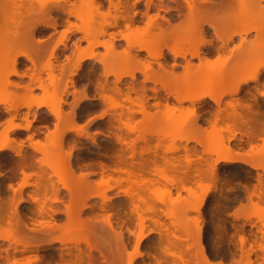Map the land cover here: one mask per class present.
I'll return each instance as SVG.
<instances>
[{"label":"rangeland","instance_id":"rangeland-1","mask_svg":"<svg viewBox=\"0 0 264 264\" xmlns=\"http://www.w3.org/2000/svg\"><path fill=\"white\" fill-rule=\"evenodd\" d=\"M79 1L80 0H67L65 3L59 2L60 9L51 12L49 19L47 18V21L52 22L54 20V27L42 26L36 29L33 37L35 40H41V46L43 48L36 56L34 66L35 68L30 62L22 57H18L16 59L15 69L17 73H25L26 75H10L8 81L17 84L18 87L15 88L10 86L7 88V90H2L3 92L1 91L3 94L0 92V99L3 100V97L4 100L7 99L5 100V103L0 104V132L4 130L5 127H7L8 120L12 115H14L13 111L5 110L4 105L6 103L11 104V101L22 103L26 100L35 102L37 100L44 101L46 99L48 100V98L51 99L52 96L54 97L53 90L55 89L54 87H57L56 85L65 82L66 79H68L67 82L72 79L75 86L74 89L78 92H84V94L89 98L88 100H81L77 106L72 109L75 114L76 123L78 125L84 126V131H86L87 135L93 138L92 141L89 136L82 137L71 132L66 133L65 140L69 142V146L72 145L74 147L71 151L70 161L72 166H75L73 167L76 171L75 173H89V176H87L88 181L94 182L100 178L101 171L99 167L100 164H102L105 168L103 173L104 179H106L107 176H110L113 179L123 177L121 173L114 171V167L116 165L115 157L120 147V145L115 141L114 134H119L124 138L126 137V143H128L130 140L134 139L137 133L127 132V130L123 128L122 123L117 122L116 119L113 120L114 117L118 118L119 114H121L120 118L122 122L128 119L130 120L129 122L138 128L139 131L146 130L152 133V135L146 134V144L141 141L136 143V152H139L141 147H150L152 150H154L153 147L156 144H159V148L155 150L156 159L158 161L157 169L160 173L159 176L179 179L180 181H183V184L186 187L191 188L192 191V193H188L178 185H176V188H172L167 184L165 178H160L155 174H146V178L150 180L152 179L153 183L152 185L140 186L135 189L136 196H139L138 198H140L139 200L137 198V201H135V205L137 206L136 212L141 216L149 217L153 220L157 219L160 224L155 226L153 222H150V220H144L142 222L141 225L144 226L142 232L146 234V236L141 240L139 244V250L142 251L143 255L142 257L135 258L133 260V264H154L153 257L158 258L159 256L160 259L164 261V264H166L164 259L165 255L163 252H160V249L162 248L161 246L163 245L162 241L164 240L165 231H173L177 237H180L181 240L176 241L177 251H180L181 256L186 261L188 260L189 264L194 263L195 256L193 253H195L194 251H196V249L201 246L206 258L211 264H264V252L262 249V247H264V169L262 170V166L253 169L247 164L241 162H218L215 164V177H217L215 179L217 180L210 177L208 179V176L204 177L203 175H206L207 164H210L209 162L212 163L216 156L214 154L205 153L203 151L204 144L202 143L204 140H206L208 143L211 142L214 140L215 135L220 133L218 136L219 138H222V144L224 146H228L234 150V152L237 151L241 155V159L247 160V162L250 161L252 163L264 164V95H260L262 93L264 94V70H262L258 81L251 82L248 85H243L236 95H227L221 98L218 105L219 108L207 98L195 103V125L198 127V131L202 132V136L198 135L200 136L198 138H200V140L202 139L201 143L203 146L202 144H197L193 141L185 143L183 140L180 141L176 137L174 140H172V134L176 136L180 133H183V131L187 132L186 126L181 124L180 119L182 117L184 120L187 116L186 111L191 109L190 103L188 101H183L181 104L177 103L172 94H168L169 90H164L159 83H154L148 80L143 81V75L139 72L135 73V78L133 80L122 77L120 82L115 84V77L113 75H105L102 65L98 62V60L102 59L103 55L106 54V49L103 46H96L93 48V53L95 56L97 55L98 58L96 57V59L84 60L82 62L81 68L71 78L68 72H66L69 71L70 65L73 64L74 60L76 59L78 51L85 49L88 45L87 42L91 41L92 37L98 42H107L108 40L111 41L112 37H114V40H112L114 52L126 50L127 44L123 39L120 38L119 32L128 34L131 38H134L136 37V30H144L146 28V24L148 22L147 17L136 20V15L132 16L134 11L141 10L142 7L140 4L143 0L138 5L131 4V0H125L124 2H130L126 3L127 9L125 12L121 8L118 11L110 9V17H107L106 20L112 22V16H117L116 24L115 26L107 27L105 29L104 35L98 34L99 28H101L99 24H103V21L105 20L102 15H97L96 17L94 16L95 18L93 19V22H90L92 25L89 26V23L88 27L86 28L85 25L83 26V23L80 19L69 16L67 13L61 10V7L67 8L69 4H77L79 11H81L84 16L83 19H86L89 15V13H87L88 7L84 4L81 5ZM98 1L101 3L100 12L102 14H106L108 11V3L105 0ZM122 1L123 0H121V2ZM153 1L155 2V0ZM205 1H208L207 5H210L217 0ZM17 3L20 5L22 2ZM31 4L33 6H37L35 0H32ZM131 6L133 10H131ZM16 8L19 13L22 11L20 7L16 6ZM150 12L154 11H149V14ZM126 14L128 17L124 19L122 16H126ZM16 15L17 14H15L14 10V15L11 14L8 18H10L12 21L17 20V18H20L19 20L22 19ZM37 21H41V19L37 18ZM157 22L161 23V20L157 19ZM74 26L80 27L81 30L75 32ZM160 27L165 29V25H163V23ZM85 29H89L93 36L91 35L92 37L85 39ZM64 31H67L65 47L59 46L55 50L56 59L51 58L49 60L52 68L59 67L58 65H60V67L64 69L58 68L59 71L62 70V73L60 72L63 74L61 75V79L58 70L52 69L51 74L53 77L55 76L60 79V82H57L58 84L53 86L52 84L54 83H52L51 79H49L50 72H48L46 69L41 70V67L43 68V65L47 64L48 54L52 46L57 42L61 36V33ZM156 32V29H150L149 34H154ZM253 35L254 33H250L247 39H252ZM144 39H147V37L145 36ZM238 41L239 39L236 37L228 44L226 50H224L225 56L228 58L229 56L231 57L230 50H232L233 46L236 45ZM74 43H78L77 50L74 47ZM214 44L215 43H213V45ZM211 49L212 47L210 46L201 48L203 52ZM19 50V48H16L13 50V52L15 53ZM261 53L255 54L256 58H258L256 59V63H263L264 52ZM131 54L136 55L137 59L142 62H150V70L157 75L161 72V69L158 67L157 63L164 65L163 67L165 70L173 74H171V77L175 78L179 75L181 76L183 73V66L185 63L181 58L176 59V63H179L181 65L180 67H168V62L173 63V61L170 59L171 56L168 54L166 49H163L162 57L157 60H152L145 52H136V50H132ZM7 57H4V59L6 60ZM187 58L189 59L188 56ZM214 58H212L211 61H213ZM104 60L108 62L110 67L116 66L119 63V59L115 57H111L110 59L104 57ZM189 60L191 64L198 63V59L196 58ZM3 63L0 65V67L2 69L3 67L4 69H7L5 68L6 63ZM229 66L230 65H228V67ZM228 67L226 68L227 70H229ZM151 71L149 72L150 74L152 73ZM3 73L0 69V75ZM31 73H33L34 76L39 79L36 81L40 82L30 83L33 89L29 94H27L21 89V86L29 84L30 81L28 76ZM222 74L223 73H220V78ZM220 78H215V81ZM0 79L2 78L0 77ZM40 84L43 89L42 87H38ZM98 84L113 89L116 86L121 90L122 93H126L129 87H133L138 93L136 94L132 91L129 92L131 99L139 97V92L142 90L144 100L146 101V110L149 113H154L156 111L155 107H153V103L156 101H160L162 104H164V101L167 100L170 105L175 107V110H173L171 116L169 114L167 115L161 112H156L154 119L146 121L144 116L136 111L137 108L135 106H132L129 104V102L122 100L124 95H116L111 91L107 92V95H110L114 102L121 104L122 108L109 109L108 106L99 98L100 87H97ZM169 88L172 91L184 90L185 81L178 80ZM152 89H155V91ZM67 92L68 94L65 98L66 102L62 106V113L70 112L71 108L73 107L71 105H73L72 103L74 102V94L71 93L73 92V88L70 86L69 82L67 83ZM50 93L51 96L49 95ZM149 97L151 98L149 99ZM235 101H239L240 103L242 102V104L248 103L251 105L250 108L252 112L255 111L257 113V115H254V118H258V127L255 128L252 124V121H248L249 116L252 114L247 113L245 108H237L234 111L235 113L232 112V109L229 107L228 103H233ZM126 108L135 110V112H131L129 114ZM217 108L220 109L219 111L221 113L219 114L220 116L218 117V120L220 118L222 119H220V121L215 124V132L211 130L213 127H209L210 124H208V121L212 122V114L216 113ZM162 109V107L158 108V110ZM102 111L107 112L102 118H96L97 115L103 113ZM26 113L28 121H31L29 129L12 130L9 132V137L18 142L22 141L24 143L22 152L28 154L29 152H32L30 147L27 145L29 143L28 136H32V142H43L48 132L54 130L55 118L48 113L45 107L35 108L33 106L29 111L25 107H20L16 113L13 123L19 124L21 126L25 125L23 117L26 115ZM169 116L172 118L176 117L175 121L177 120L176 122L178 125H176L177 123L175 122V124L174 120ZM117 126L120 129L116 128ZM188 128L190 127L188 126ZM210 130L214 132V134H217L214 135ZM39 131H43L44 133H39ZM96 131H102L104 134L109 136L104 137L94 134L93 132ZM233 133L234 136L232 137L231 135ZM218 136L217 139H219ZM209 138H212L211 141L208 140ZM213 143L215 144V142ZM171 144L180 147L179 150L173 153H166L164 150ZM127 146L128 144L122 145V147L126 149H124V153L128 163H135L138 160L140 162H144L152 159L153 157L151 153H146L139 157L136 155L135 159L131 160V154L128 148H126ZM12 147L15 146L13 145ZM182 147H186L185 149L188 151L190 159H192V162L189 165L185 164L183 160L185 152ZM64 150H68L67 146L64 148ZM97 152H102L103 156L93 155ZM33 154V158L36 160L41 157L39 153L32 152V155ZM12 155L14 154L10 150L0 152V196L5 202H7L13 195L12 189L5 185L9 183L13 189H17L22 178L19 172H16V174L14 173L16 171L14 169V163L19 161V157H13ZM168 159L175 162V164H178L176 162H179V164L175 165L174 167H170L167 165ZM35 167H37L34 170L36 172L38 170V165ZM198 168L200 169L197 170ZM195 173L198 174V176H195ZM45 174L44 175L46 177L43 175L45 178L50 175V180L55 182V178L51 175L50 170L46 169ZM199 175L202 178H200ZM144 177L145 175L143 178ZM34 179L35 177L30 178L29 182H33ZM39 182L42 183L41 180ZM259 183L262 184L261 187ZM55 185L59 190L58 197L61 198V200L63 199V202L61 204L59 202L51 204V207H53L54 210L53 214L48 211L49 215L45 214V216L41 217L38 215V217H36L35 214L37 215V207L34 203H22L18 206V212L21 213V215L26 220L27 227H30V229H35L30 230L29 233L31 232L33 234H38L39 232L43 231L37 226V221L45 220L53 223L55 222L56 224L60 225L65 222L64 206L62 204H67L68 194L66 193L67 191L61 188L60 185L56 183ZM110 185H113L112 182H110ZM124 189H127V185L122 183L118 187H112L109 190H106L103 195L109 200L105 202L102 209L101 206L103 203L99 197L93 196L89 198L88 204L91 205L92 208H86L82 210L81 218L85 220L86 218L90 217L93 219V224L96 227L99 228V226H103L104 228V224L102 222L103 217L108 213L112 214L111 222L115 230L123 232V236L127 243V252L132 253L135 235L139 234L140 225L139 220H137V214H135L136 212L132 211L133 207H131L129 199L123 195L122 191ZM246 189L249 193V196L246 193ZM205 191H208L207 194H204ZM33 192L34 188L32 186L24 187L21 190V194L24 198L26 195H32ZM98 192L101 193L100 191H97V193ZM247 196L251 199H247ZM199 203H201L198 208L199 210H196V207H198ZM150 210L153 211V213ZM155 214H157V216ZM167 215L170 216L168 217ZM26 216L31 217H27V219H30L31 222L30 220L26 219ZM33 220H37L36 223ZM127 228L134 234H128L126 232ZM156 228H161V237L153 232L157 231ZM1 230L2 229H0V234H3ZM150 230L152 232L149 233L148 231ZM185 230L191 233V237L186 241H183V239L186 238L184 233ZM58 233H55L54 236H60L62 239L60 241L62 242L66 241L62 243L64 244V248L62 250V260L59 258L61 252L59 248L62 247V244L60 245L59 242L51 244L50 247L42 246L36 250L29 249L25 252H21L23 253L21 254L20 252H14L12 248L14 246L9 245L7 241L1 239L0 249L2 250H0V264L4 263L6 254L4 253L5 251L3 252V250L6 249L9 250L6 257L8 258L9 262L11 259L19 262L23 261L26 257H32V259L37 257L36 262H33L32 264L68 263L70 259H73L71 258L73 257V254L77 253L76 244H73V242L70 241L72 238H76L77 236L73 232H67L66 234ZM240 237L246 239V241L242 243L239 241L241 239ZM39 240H41V238H39ZM47 240L48 238H42L41 242H47ZM198 242L201 244V246L199 244L197 245ZM185 245H193L194 248L187 250L184 249ZM78 247L81 249V251H85V254L87 253L86 246L83 243H80ZM156 253L158 257H155ZM91 254L94 257H98V254L95 251H92ZM151 254L154 255L152 258L150 257L152 256ZM166 259L168 264H171L170 257H166ZM99 260L102 259L99 258ZM124 260L125 257L122 258V264ZM176 263L181 264L179 260H176Z\"/></svg>","mask_w":264,"mask_h":264},{"label":"bare ground","instance_id":"bare-ground-1","mask_svg":"<svg viewBox=\"0 0 264 264\" xmlns=\"http://www.w3.org/2000/svg\"><path fill=\"white\" fill-rule=\"evenodd\" d=\"M35 1L37 3V6H33L31 4L32 0H0V65L3 62L7 64V65L5 64V68L7 69H4L3 67L4 65L2 66L3 69L0 67L2 73L4 72L3 74L0 75V77L2 78L0 79L1 80L0 92L2 90L3 91L7 90V88L10 86L15 88L18 87L17 84L8 81L10 75H16V76L26 75L25 73H21V74L17 73L15 69L16 59L18 57H22L26 59L28 62L31 63L33 67L35 66L36 56L43 47L41 46V40L34 39L33 37L34 33L36 29H38V27H42V26L54 27L55 25L54 20L52 22L47 21V18L49 19L51 12L60 9L59 2L65 3L67 0H35ZM134 1L139 2L140 0H134ZM181 1L184 3V9H183L184 13L182 14L181 20L175 25H168L167 28L162 29L160 27L162 26V23H156L157 22L156 19L158 18L163 19V18L159 17L158 14L148 16L151 0H145V5H144L145 11L143 15L148 17L146 28L144 30H136L137 31L135 32L136 37L134 38H131L128 34L119 32L120 38L123 39L127 44V49L122 50L120 52H114V48H113L114 46L112 44L113 43L112 40H114V37L111 36L112 37V39L110 38L111 41L108 40L107 42H103V41L98 42L96 39L92 37L93 36L92 32L89 29H85L84 37L85 39L92 37L91 41L87 42L88 45L85 49L78 51L76 55V59L74 60L73 64L70 65L69 71L66 72H68L71 78L81 68L82 62L84 60L96 59L97 55L96 56L94 55L93 48H95L96 46H103L106 49L105 51L106 54L103 55L102 59H99L98 62L102 65L105 75H113L115 77V84L120 82L122 77H126L133 80L135 78V73L139 72L143 75V81L148 80L154 83H159L161 84L164 90L166 91L169 90L168 94L169 93L172 94V96L177 101V103L181 104L183 101H188L190 103L191 109L186 111L187 116L185 117L184 120L182 119V117L180 119L181 124L186 126L187 132L183 131V133H180L176 136L172 134L171 137L172 140H174L176 137L178 140L180 141L183 140L185 143H188L189 141H193L197 144L203 143L204 144V146L202 144L204 149L203 151L207 154H214L216 156L212 163L209 162L210 164H207L206 175H203L204 177L208 176V179L209 177L214 179L217 178L215 177V164H217L218 162H223V163L241 162L247 164L249 167L253 169L262 166L261 168L263 170L264 169L263 163H252L250 161L247 162V160L241 159V155L237 151L234 152V150L222 144L223 140H221L222 138L221 137L219 138L218 136L220 135V133L219 134L215 133L217 134L215 135L214 132H212L211 130L215 131L214 130V128L216 127L215 124H217V122L220 121V119H222L220 118L218 120V117L220 116L219 114H221L219 111L220 109H218L220 99L227 95L229 96L236 95L240 91L243 85H248L251 82L258 81L262 70H264V61L263 63H256V59L258 58H256L255 56V54L264 52V0H223V2L216 7L213 5H209V6L201 5L199 0H181ZM17 2H22V3L18 5ZM79 3L81 5L84 4L88 7L89 12L87 11V13H89V15L87 14L88 16L87 18L85 17L86 19H83L84 16L81 13V11H79L77 4L76 5L69 4L67 8L61 7V10L67 13L69 16H73L75 18L80 19L83 23V26L85 25L86 28L88 27V24L91 21L93 22V19L97 15L99 16L102 15L105 18V20L103 21V24L101 23L99 24L101 27L99 28L98 31L99 35H104L105 29L107 27L115 26L116 24L117 16H112L113 18L112 22L106 20L107 17H110V9L118 11L121 8L123 9L124 12L127 9L125 3H121L119 0H115V2L114 0H109L108 11L106 14H102L100 12L101 3L98 0H80ZM16 6L22 9L20 13L18 12ZM14 10H15V14H17L16 16L22 18L21 20H19L20 18H17V20L12 21L10 18H8L11 14L14 15ZM131 10H133L132 7ZM133 15H135V13H132V16ZM122 17L125 19L128 17V15L126 14V16H122ZM37 18L41 19V21H37ZM91 23L89 26L92 25ZM150 29H156L157 32L154 34L152 33L149 34ZM209 29H211L213 33L208 32ZM80 30H81L80 27L74 26L75 32H78ZM66 33L67 31L61 33L60 38L52 46L48 54L47 64H44L43 68L41 67V70L46 69L48 70V72H50L49 79H51V82L54 83L52 84L53 86H55V84H58L57 82H60L61 75L63 74H61L62 70L59 71V69H63V68H61L60 65H58L59 67L55 66L56 68H52L51 67L52 65L49 63V60L51 58L56 59L55 50L59 46L65 47V41L67 39ZM250 33H254L253 38L247 39ZM145 36L147 37V39H144ZM236 37L239 39V41L236 45L233 46L232 50H230L231 57L229 56L228 58L227 56L224 55L225 53L224 50H226L228 44L231 41H233V39ZM213 43H215L216 45L215 52L202 53L201 48L205 46L212 47ZM74 47L77 50L78 43H74ZM16 48H19L20 50L14 53L13 50H15ZM163 49H166L169 52L173 61H175L177 58H182L184 60L185 63L183 66L184 70L182 75L181 76L179 75L180 77L179 76H177L178 78L171 77L172 73L166 71L160 63H157V65L161 69V72L160 74L157 75L150 70L151 69L150 62L148 61L142 62L139 59H137L136 55L131 54L132 50H136V52L137 51L145 52L147 56L150 57L152 60H157L162 57ZM187 56L189 57V59L192 58L198 59V63L191 64ZM4 57L5 58L7 57V59L5 60ZM104 57H106L107 59H110L111 57L112 58L115 57L119 59V63L116 66L110 67L108 62L104 60ZM212 58H214L213 61H211ZM228 65L230 66L228 67ZM227 67L229 70L226 69ZM52 69L53 70L57 69L59 73L61 72L60 75L58 73L60 79H58L55 76L53 77V75L51 74ZM150 71L152 72L151 74L149 73ZM220 73H223L221 75V78H220ZM34 77L35 76L33 73L29 74L28 76L30 81L29 84L21 86V89L25 91L27 94H29L33 89L30 83L40 82V81H36L38 79L37 77L35 78ZM217 77H219L220 79L215 81V78ZM67 80L68 79H66L65 82L59 83L60 87L59 85H56L57 87H54L56 91L55 89L53 90L54 97L52 96L51 99L48 98V100L46 99L44 101L37 100L35 102L33 101L30 102V100H26L27 101L26 102L25 100H23L25 102L22 103L20 101H19L20 103L11 101V104L6 103L4 105L5 110L13 111L14 115H12L8 120L7 127H5V129L0 132V152H3L5 150H10L11 152H13V154L16 157H19V161L14 163V169L16 170L14 173L16 174V172H19L22 178L20 183L18 184L17 189H13L11 184L9 183L5 185L10 189H12L13 191L12 197L7 202H5L0 196V229H2L1 231L3 232V234H0V240L1 239L5 240L9 243V245L14 246L12 247L14 252L21 253L29 249L36 250L42 246L50 247L51 244L57 242H59L61 245L63 242L66 241L63 242L60 241L62 240L61 237L60 236L55 237L54 234L58 232H59L58 234L61 233L66 234L67 232L70 233L73 232L76 234L77 237L72 238L70 241H72L73 244L74 243L76 244L77 253L73 254V257H71L73 259H70L66 264H103V263L122 264L123 257H125L123 264H133V260L135 258L142 257L143 255L142 251L139 250L140 249L139 244L141 240L144 239L146 236V234L142 232L144 228V226L141 225L142 222L144 220H150V222H153L155 226H158L160 224L157 221V219L153 220L152 218L139 215L136 212L137 206L135 205L136 204L135 201H137V198L139 197L136 196L135 189L140 186L152 185L153 183L152 179L150 180L146 178L147 176L146 174L148 175L155 174L156 176L160 177L159 176L160 173L158 172L157 169L158 161L156 159V151H155L157 150V148H159V144H156L153 147L154 150H152L150 147H141L139 152H136L135 149L136 143L141 141L146 144V138H145L146 134L152 135V133L146 130L139 131L138 128L132 125L129 122L130 120L128 119L122 122L120 118L121 114H119V117L118 118L114 117L113 120L116 119L117 122L122 123L123 128H125L127 132L137 133L134 139L130 140V142L128 143H126V137L124 138L119 134H114L116 143L120 145L118 149V153L115 157L116 163L115 162L114 163L117 166L115 165L114 171L121 173L123 177L113 179L110 176H107L106 179H104L103 173L105 168L102 164H100L99 167L101 172H100V178L97 181L94 182L88 181L87 176H89L88 175L89 173L86 174L85 173L83 174L82 172L75 173L76 171L73 168L75 166L74 165L72 166L70 161L71 151L73 150L74 147L72 145L69 146V142L65 140V135L66 133L71 132L82 137L89 136L87 135L86 131H84L85 127L78 125L76 123L75 114L72 110L77 106V104L81 100H85V99L88 100L89 98L84 94V92L76 91L74 89L75 88L74 83L72 79H70L68 82L70 83V86L73 88V92L71 93L74 94L73 95L74 102L72 103L73 105H71L73 107L71 108L70 112L62 113V106L65 104L66 102L65 98L68 94ZM178 80L185 81V89L181 91L170 90L169 87H171L172 84H175ZM38 87L41 88L42 87L41 84ZM97 87H100L99 98L108 106L109 109L122 108L121 104L114 102L111 96L107 95V92L111 91L116 95H120V96L124 95V98L122 100L129 102V104H131L132 106H135L137 108L136 111L142 114L146 121L148 120L150 121L154 119L156 112L159 113L161 112L167 115L169 114L171 116L172 115L171 113H173V110H175V107L170 105L167 102V100L164 101V104H162L160 101H156L155 103H153V107H155L156 111L154 113H149L146 110V101L144 100L142 90L139 92L140 94L139 97H136L135 99H131L129 96V92L132 91L136 94L138 93L137 90L134 89L133 87H129L126 93H122L121 90L116 86L113 89L98 84ZM152 90L155 91V89ZM49 95L51 96V93ZM260 95H264V94L262 93ZM205 98L212 101L218 107L216 113H214L215 112L214 111L213 112L214 114H212V118H213L211 120L212 122L208 121L209 122L208 124H210L209 127H213L211 128L210 131L215 135L214 140H212L213 142H215V144L211 141L212 138L208 139L211 141L209 143L206 142V140H204L206 143L204 141L202 142V139L200 140V138H198L200 137L198 135H201L202 132L198 131V127H196L195 125L196 117H195L194 105L195 103H198L199 101ZM5 100L4 97L3 100L0 99V104L5 103ZM228 105L232 109V112H234L235 109L237 108H245L247 113L252 114L249 116L248 121L249 122L252 121V124L254 125L255 128L258 127L259 125L258 118H254V115H257V113L255 111L252 112L250 108L251 105H249L248 103L242 104V102L240 103L239 101L228 103ZM33 106L35 108L45 107L48 113L55 118L54 130L48 132L43 142L40 141L32 142V136H28L29 143L27 145L30 147L32 152H36L41 155V157L38 158L37 160L33 158L34 154L32 155V152L31 153L29 152L28 154L22 152V147H24V143L22 141L18 142L9 137V132L12 130L29 129L31 121H28L27 113L23 117V120L25 121V125L21 126L19 124H14L13 120L20 107H25L29 111ZM159 107H162L163 109L158 110ZM126 110L129 114L131 112H135V110H132L130 108H126ZM102 112L103 113L97 115L96 118H102L107 111H102ZM172 119L174 120V123L177 121V120L175 121L176 117L175 118L173 117ZM176 125H178V123ZM188 126L190 128H188ZM116 128L119 127L117 126ZM93 133L104 137L109 136L104 134L102 131H96ZM203 135H207V134H203ZM217 136L219 139H217ZM231 136L233 137L234 133ZM89 138L91 137L89 136ZM91 139L93 141V138ZM12 144L15 147H12L13 146ZM123 144L126 145L128 144L126 148H128L131 154L130 155L131 160L135 159L136 155H138L139 157L146 153H151L153 157L152 159L144 162H140L138 160L135 163L133 162L128 163L126 161V156L124 153L126 149L122 147ZM66 146L68 150H64ZM179 148L180 147L171 144L164 151L166 153H173L175 151H178ZM185 148L186 147H182V149L185 152L183 160L185 164L189 165L191 164L192 159H190L188 155V151ZM176 163L179 164V162ZM178 164H175V162L169 159L167 160V165H169L170 167H174L175 165ZM37 165H38V170L35 172L34 170L35 168H37L35 166ZM46 169L50 170L51 175L55 178V182L54 181L52 182L50 180L49 177L50 175H48V177L45 178ZM199 169L200 168H198L197 170ZM144 175L145 177L143 178ZM195 176H198V174H196ZM32 177H35V179L33 182L30 183L29 179ZM162 177L163 176H161L160 178ZM163 178H165V181L170 187L176 188V185H178L184 191L188 193H192L191 188L186 187L183 184V181H180L179 179H175L173 177L170 178L163 177ZM40 180L42 181V183L39 182ZM110 182H112L113 184L112 186L110 185ZM55 183L60 185L61 188H63L64 190H66L67 191L66 193L68 194L67 204L65 203L62 204L64 206L65 222L62 223V225H60V224H56L55 222L53 223L45 220H41V221L36 220L37 226L41 228L43 231L39 232L38 234L35 233L33 234L31 232L29 233V231L32 230L33 228L30 229V227H27L26 220L21 215V213L18 212V206L22 203L25 204L34 203L37 207L36 208L37 215L35 214L36 217H38V215L40 217L45 216V214H48V211L53 214L54 210L53 207H51V204L58 202L61 204L63 202L62 201L63 199L61 200V198L58 197L59 190L58 187H56ZM122 183H125L127 185V189H124L122 192L123 195L129 199L130 205L131 207H133L132 211L136 212L135 214H137V220H139V225H140L139 234H136L137 236L135 235V241H134L132 253L127 252V243L123 236V232L115 230L111 222L112 214L108 213L103 217L102 222L104 224V228L103 226H99V228L96 227L93 224L92 221L93 219H91L90 217L86 218L85 220L81 218L82 210L86 208H92V206L88 204L89 198L93 196L99 197L103 203L101 206L102 209L105 202L109 200L103 195V193L112 187L120 186ZM261 185L262 184H260V187ZM29 186H32L34 188V192L32 195L30 194L26 195V197L24 198L21 194V190L24 187H29ZM97 191H100L101 193L99 192L97 193ZM208 191H205V193L204 192L203 193L207 194ZM246 193L249 196L248 191ZM248 196L247 199L248 198L251 199ZM139 199L140 198H138V200ZM201 203H199L198 207H196V210H199L198 208ZM151 212L153 213V211ZM155 215L157 216V214ZM167 216L169 217L170 215ZM27 217L28 216H26V219ZM33 221L36 223L35 220ZM126 232L128 234L133 233L128 228L126 229ZM148 232L150 233L152 231L150 230ZM153 232H155L156 234L159 235V237H161L162 234L161 228ZM184 233L186 235L185 236L186 238L184 239L182 238V239L183 241H186L191 237V233L187 230H185ZM242 237H240L241 239L239 238L240 239L239 241L244 243L246 239ZM39 238H41V240L42 238L44 239L48 238V240L47 242L46 241L41 242ZM180 240H181L180 237H177L173 231L164 232V240L162 241L163 245L161 246L162 248L160 247L161 248L160 252H163V254L165 255L164 259L166 264H168L166 257H170L171 264H177L176 260L177 261L179 260L181 264H189L188 260L186 261L181 256L180 251L179 250L177 251L176 241H180ZM80 243H83L86 246V250H87L86 254L84 253L85 251L83 252L81 251V249H79L78 246ZM198 244L201 246L199 242L197 243V245ZM63 246L64 244H62V247L59 248L61 250L59 256L60 260L63 259L62 257L63 256L62 250L64 248ZM191 248H194V246L193 245L184 246V249L187 250H190ZM262 249L264 252V247H262ZM8 251H9L8 249L3 250V252L6 254V257ZM92 251L97 252L98 257L101 258L102 260H99L98 257H94L91 254ZM194 252L195 253L193 254L195 256L194 257L195 261L193 260L194 263L192 264H211L206 258L202 246L196 249V251ZM155 255H156L155 257H158L157 253ZM153 256L154 255L150 257L152 258ZM6 257L4 259L3 264H32L37 260L36 259L37 257L33 259L32 257H26L23 261L17 262L14 259L10 258L11 260L9 262L8 258ZM153 261L154 264H164V261L160 259V256L158 258L153 257ZM58 264H62V263H58Z\"/></svg>","mask_w":264,"mask_h":264},{"label":"flooded vegetation","instance_id":"flooded-vegetation-1","mask_svg":"<svg viewBox=\"0 0 264 264\" xmlns=\"http://www.w3.org/2000/svg\"><path fill=\"white\" fill-rule=\"evenodd\" d=\"M105 1L107 3L109 2V0H105ZM119 1L121 2V0H119ZM124 1L125 0H123L122 2L125 3V4L128 2V1L127 2H124ZM141 1L142 0H140L139 2H135L134 0H131V4L138 5ZM144 1L145 0H143L141 2V4H140L141 7H142L141 10L134 11V13L136 15V20H140L141 18L146 17V16L143 15V13L145 11V7H144L145 2ZM114 2H115V0H114ZM199 2L201 3V5L209 6V5H207L208 1L199 0ZM222 2H223V0H217V1H215L214 3H212L210 5H213V6L216 7V6L220 5ZM128 3H130V2H128ZM128 7H130V6H128ZM183 9H184V3L181 0H155V2L153 0H151L150 6H149V11H154V12H150V14H149V11H148V16H152V15L158 14L159 17L163 18V19H160V18H158V19H160L161 23H163V25H165V28H167L168 25H175L181 20L182 14L184 13ZM160 13H162V14H160ZM208 32L213 33V31L211 29H209ZM215 51H216V45L214 44L212 46L211 50H206L204 52H215ZM204 52L202 51V53H204ZM168 54H169V52H168ZM170 59L173 61L172 57ZM162 66H164V65H162ZM170 66L173 68L175 66L180 67L181 65L179 63H176V60H175V61H173V63L168 62V67H170ZM150 98L151 97H149V99ZM39 133H44V132L43 131H39ZM93 155L103 156V153L102 152H97V153H94ZM12 156L14 157L15 155H12Z\"/></svg>","mask_w":264,"mask_h":264},{"label":"crops","instance_id":"crops-1","mask_svg":"<svg viewBox=\"0 0 264 264\" xmlns=\"http://www.w3.org/2000/svg\"><path fill=\"white\" fill-rule=\"evenodd\" d=\"M67 109H68V107H67Z\"/></svg>","mask_w":264,"mask_h":264}]
</instances>
